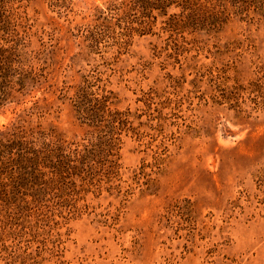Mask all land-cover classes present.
I'll return each instance as SVG.
<instances>
[{"label": "rangeland", "instance_id": "1", "mask_svg": "<svg viewBox=\"0 0 264 264\" xmlns=\"http://www.w3.org/2000/svg\"><path fill=\"white\" fill-rule=\"evenodd\" d=\"M132 1H23L47 83L2 110L0 130L38 102L34 125L80 140L61 93L95 72L148 136L123 137L121 192L0 221V264H264V0H217L183 30L159 18L154 34L92 50L100 11Z\"/></svg>", "mask_w": 264, "mask_h": 264}, {"label": "trees", "instance_id": "2", "mask_svg": "<svg viewBox=\"0 0 264 264\" xmlns=\"http://www.w3.org/2000/svg\"><path fill=\"white\" fill-rule=\"evenodd\" d=\"M23 1L0 0V112L12 105L23 107L47 83L40 55L31 49ZM216 3L133 0L130 5H112L100 11V22L88 36L90 48L98 50L105 39L107 44L112 38L122 45L134 35L154 34L159 18L164 29L183 30L212 12ZM172 9L179 12L170 13ZM61 98L86 128L80 140L70 141L54 128L34 125L32 119L43 114L38 102L0 130L1 224L40 217L53 204L73 201L76 194L121 192L123 137L141 141L148 136L142 130L146 124L134 125L142 116L118 109L114 93L102 85L98 73L83 76L78 85L64 89ZM224 101L233 102L222 97Z\"/></svg>", "mask_w": 264, "mask_h": 264}]
</instances>
